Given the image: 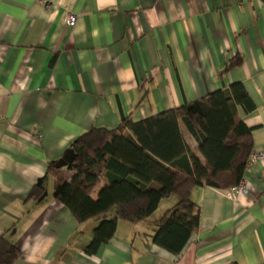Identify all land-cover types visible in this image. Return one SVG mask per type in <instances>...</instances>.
Masks as SVG:
<instances>
[{
  "label": "crops",
  "instance_id": "obj_1",
  "mask_svg": "<svg viewBox=\"0 0 264 264\" xmlns=\"http://www.w3.org/2000/svg\"><path fill=\"white\" fill-rule=\"evenodd\" d=\"M234 82L254 103L237 116L262 150L264 0H0V234L20 250L12 264H264V159L244 171L249 191L236 199L192 188L198 226L178 254L152 241L177 195L144 219L118 218L89 254L100 218L78 222L47 173L51 164L71 177L69 145L92 127L137 122ZM179 129L202 161L180 120ZM178 162L191 166L188 155ZM36 184L41 195L28 197Z\"/></svg>",
  "mask_w": 264,
  "mask_h": 264
},
{
  "label": "trees",
  "instance_id": "obj_2",
  "mask_svg": "<svg viewBox=\"0 0 264 264\" xmlns=\"http://www.w3.org/2000/svg\"><path fill=\"white\" fill-rule=\"evenodd\" d=\"M237 106L245 111L254 108L240 82L146 119L132 122L123 117L113 129L92 127L76 137L69 145L73 152L67 166L73 172L71 177L66 178L51 164L47 173L54 177L53 197L78 222L101 220L85 251L92 254L110 239L118 218L130 222L144 219L162 198L175 194L178 201L157 221L152 241L178 254L198 226L192 188L208 185L226 190L243 177L252 151L251 130L237 116ZM179 120L195 139L202 161L186 144ZM125 128L132 135L124 133ZM186 155L191 166L184 167L178 159ZM100 181L105 183L94 200L91 192ZM41 193L42 187L36 184L28 197L37 198ZM113 207L114 216L109 218ZM19 256L20 250L0 234V264H12Z\"/></svg>",
  "mask_w": 264,
  "mask_h": 264
},
{
  "label": "built area",
  "instance_id": "obj_3",
  "mask_svg": "<svg viewBox=\"0 0 264 264\" xmlns=\"http://www.w3.org/2000/svg\"><path fill=\"white\" fill-rule=\"evenodd\" d=\"M64 21L67 25L73 26L76 22V15L72 13H67L64 17ZM262 159H264V148L259 151H251L245 165V170L249 167L251 163ZM248 191L249 187L244 176L239 180L236 185L229 189H226V193L228 194V196L232 197L233 199H236L239 195L248 193Z\"/></svg>",
  "mask_w": 264,
  "mask_h": 264
},
{
  "label": "rangeland",
  "instance_id": "obj_4",
  "mask_svg": "<svg viewBox=\"0 0 264 264\" xmlns=\"http://www.w3.org/2000/svg\"><path fill=\"white\" fill-rule=\"evenodd\" d=\"M152 213H153V212H152ZM152 213H151V214H152Z\"/></svg>",
  "mask_w": 264,
  "mask_h": 264
}]
</instances>
